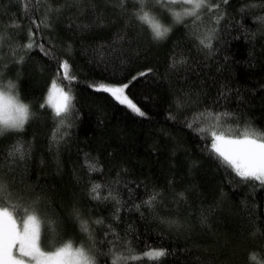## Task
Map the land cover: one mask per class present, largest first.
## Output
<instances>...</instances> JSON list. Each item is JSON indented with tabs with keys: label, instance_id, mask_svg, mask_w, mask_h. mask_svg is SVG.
I'll return each mask as SVG.
<instances>
[{
	"label": "trees",
	"instance_id": "trees-1",
	"mask_svg": "<svg viewBox=\"0 0 264 264\" xmlns=\"http://www.w3.org/2000/svg\"><path fill=\"white\" fill-rule=\"evenodd\" d=\"M211 3L218 8L181 23L164 6L150 5L171 28L157 41L133 16L139 8L133 0L123 11L118 0H0V33L7 37L0 90L15 84L13 93L33 114L23 131L0 136V172L22 204L38 200L41 215L58 223L50 245L91 246L83 220L104 253L97 264H112L113 242L140 255L166 252L159 261L130 264H264V185L242 180L210 153V135L196 130L206 124L195 119L231 113L232 127L264 131V23L258 19L264 0ZM49 4L61 12L50 13L45 28L39 21ZM168 7L182 13L187 6ZM29 29L52 56L17 47L28 42ZM207 37L210 48L200 43ZM64 61L76 76L73 106L55 117L46 97ZM141 72L147 74L133 81ZM129 81L125 92L143 116L90 87ZM15 144L27 153L22 161L8 155ZM96 184L102 188L93 193ZM109 192L115 199H104ZM153 193L159 196L148 206Z\"/></svg>",
	"mask_w": 264,
	"mask_h": 264
},
{
	"label": "snow or ice",
	"instance_id": "snow-or-ice-1",
	"mask_svg": "<svg viewBox=\"0 0 264 264\" xmlns=\"http://www.w3.org/2000/svg\"><path fill=\"white\" fill-rule=\"evenodd\" d=\"M72 3L79 4L80 0H72ZM118 3L123 11L127 0H118ZM133 3L139 5L133 16L142 24L146 23L150 27L153 39L157 41L164 39L171 28L164 26L157 19L151 12L150 5L156 4L167 8L169 14L173 15L175 23H181L183 19L187 18L199 19L201 11L205 8L209 11L218 8V5H213L211 0H133ZM177 3L187 6L182 13L168 7ZM224 3H227V0H224ZM252 6L255 7L256 5ZM53 12L60 13L61 9L53 8L49 4L47 13L39 21V25L45 28L51 27L49 14ZM258 19L264 23V17ZM33 23L37 22L34 20ZM6 38L5 34L0 33V47L3 46V41ZM210 39V37H207L205 40H201L200 43L204 47L210 48ZM17 47H22L26 51L39 47L45 55L52 56L51 52L44 49L43 44H36L31 29H29L28 42ZM23 60L24 56H21L17 62L22 63ZM146 74V72H141L137 76H133L132 80L134 81ZM2 76L3 73L0 71V79H2ZM75 80L76 76L70 71L69 62L59 63L57 76L51 82L46 97V103L53 108L55 117H66L70 112L74 99L72 84ZM130 83L131 81L119 86L99 83L90 85V87H94L96 91L109 93L118 103L126 105L133 112L143 116L145 113L137 107L125 92ZM15 87V84L9 82L7 91L0 90V136L23 131L26 123L33 115L29 106L20 102L18 93L12 94ZM41 107H45V105L42 104ZM231 117V113H202L195 119L205 123L206 126L198 127L196 130L204 138L210 135L209 151L215 153L224 166L231 168L244 181L254 180L264 185V131L254 129L251 125H245L243 128L237 125L234 128L228 123ZM60 123L63 124L64 119H61ZM189 127H193V125L190 124ZM26 154L23 146L19 144L12 145L8 151V155L13 158V162L16 159L24 160ZM90 166L95 170V164ZM101 188L102 186L99 184L93 185L92 192L98 193ZM180 195L183 196L182 193ZM158 196L159 193H153L144 203L152 206ZM94 198L100 199L101 196L97 194ZM109 198L115 199L111 192H109L108 197H104V199ZM12 200H15V202L10 203L9 201ZM20 200L21 198L15 196L3 173L0 172V264H97L99 250L96 248L94 236L87 221L82 220L81 227L88 234L89 239L93 241L91 246L87 248L83 245L75 247L72 241L63 243L61 246L50 245L47 239L49 236L58 237V223L41 215L38 200L27 205L22 204ZM95 223L101 224L103 221L97 220ZM117 240H119V237H117ZM123 247L124 250L120 251L113 242V247L109 248V252L112 254V264H130V262L145 258L159 261L160 258L166 255L164 249L153 248L140 255L129 244H125ZM99 254L103 255L104 253Z\"/></svg>",
	"mask_w": 264,
	"mask_h": 264
},
{
	"label": "rangeland",
	"instance_id": "rangeland-1",
	"mask_svg": "<svg viewBox=\"0 0 264 264\" xmlns=\"http://www.w3.org/2000/svg\"><path fill=\"white\" fill-rule=\"evenodd\" d=\"M49 92V91H48ZM13 95H15L14 93H12ZM21 103H24V102H22V101H20ZM26 104V103H25ZM54 250V249H53Z\"/></svg>",
	"mask_w": 264,
	"mask_h": 264
}]
</instances>
